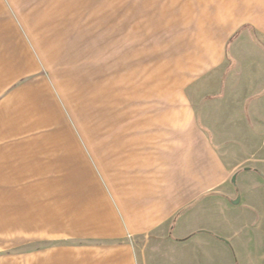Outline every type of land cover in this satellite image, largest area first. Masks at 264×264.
Returning <instances> with one entry per match:
<instances>
[{
  "label": "crops",
  "instance_id": "crops-1",
  "mask_svg": "<svg viewBox=\"0 0 264 264\" xmlns=\"http://www.w3.org/2000/svg\"><path fill=\"white\" fill-rule=\"evenodd\" d=\"M52 2L0 0V226L67 225L70 264H264V0L230 6L226 74L157 143L78 109Z\"/></svg>",
  "mask_w": 264,
  "mask_h": 264
},
{
  "label": "rangeland",
  "instance_id": "rangeland-1",
  "mask_svg": "<svg viewBox=\"0 0 264 264\" xmlns=\"http://www.w3.org/2000/svg\"><path fill=\"white\" fill-rule=\"evenodd\" d=\"M235 1L53 0L84 74L76 79L78 109L88 102L83 93L92 94V109L107 108L110 122L122 119L126 134L151 135L156 143L177 138L182 119L194 122L208 86L204 78L223 77L230 65L226 51L237 16L230 24L228 14ZM242 155L251 162L264 158L261 151ZM34 225L0 226V264H70L69 246L81 242L67 225Z\"/></svg>",
  "mask_w": 264,
  "mask_h": 264
},
{
  "label": "water",
  "instance_id": "water-1",
  "mask_svg": "<svg viewBox=\"0 0 264 264\" xmlns=\"http://www.w3.org/2000/svg\"><path fill=\"white\" fill-rule=\"evenodd\" d=\"M233 179H234V176H233Z\"/></svg>",
  "mask_w": 264,
  "mask_h": 264
}]
</instances>
